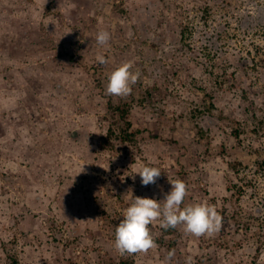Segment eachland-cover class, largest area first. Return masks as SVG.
<instances>
[{"label": "rangeland", "instance_id": "rangeland-1", "mask_svg": "<svg viewBox=\"0 0 264 264\" xmlns=\"http://www.w3.org/2000/svg\"><path fill=\"white\" fill-rule=\"evenodd\" d=\"M127 61L141 73L131 94H107ZM263 161L264 0H0V264L6 248L22 264L120 261L126 208L163 204L177 179L181 209L214 205L221 230L156 221L157 247L134 264H264ZM143 166L161 169L156 184Z\"/></svg>", "mask_w": 264, "mask_h": 264}, {"label": "clouds", "instance_id": "clouds-1", "mask_svg": "<svg viewBox=\"0 0 264 264\" xmlns=\"http://www.w3.org/2000/svg\"><path fill=\"white\" fill-rule=\"evenodd\" d=\"M49 23L53 24L52 21ZM110 38L111 35L107 30H100L96 36L97 43L100 45L107 44ZM96 61L101 65L108 62L104 55H97ZM132 69L133 61L124 62L117 67L108 77L107 94L121 98L130 95L132 86L141 76L138 69L136 71ZM83 170L82 167L80 172ZM135 173L139 174L141 184L148 186L156 184L161 175V169L143 166ZM135 178V175H132V179L135 180ZM170 183L172 188L163 199V204L160 203L161 200L137 196L126 208L123 219L115 228L114 247L121 256L147 254L149 250L156 248L157 244L150 230V226L156 221H159V226L165 230L182 225L185 233L196 237L212 236L221 230L223 217L214 205L201 202L181 209L188 194L187 185L179 179ZM172 256H174V250L169 252V259ZM186 264H194L192 257L188 258Z\"/></svg>", "mask_w": 264, "mask_h": 264}, {"label": "trees", "instance_id": "trees-1", "mask_svg": "<svg viewBox=\"0 0 264 264\" xmlns=\"http://www.w3.org/2000/svg\"><path fill=\"white\" fill-rule=\"evenodd\" d=\"M112 109H113V113L114 114H118V115H116V116H118V119L121 122H123L118 127L122 131L123 137L133 140L134 139V136H133L134 135V131L130 130V127L132 126V123H131L130 119L127 118V115L129 113V108L127 106H125L124 104H115V105L113 104ZM112 135L113 136L115 135V131H114V128H112V126H111L109 128L108 136H103L102 139L105 140V142H108L109 138ZM104 144H106V143H104ZM245 222L247 223V222H249V220H247ZM245 222H244L243 225L244 226L246 225V228L248 229L249 228V225H248L249 223L246 224ZM239 224L241 226V223H239ZM172 229H174V228H172ZM261 243L259 244L260 246L258 247L260 249L264 248V246ZM6 250H7V255H8V259H9L8 264H22L20 256L18 255V253H16L15 251L8 250L7 248H6ZM110 264H134V257H130V255H129L127 257L121 258L120 261L112 259Z\"/></svg>", "mask_w": 264, "mask_h": 264}]
</instances>
